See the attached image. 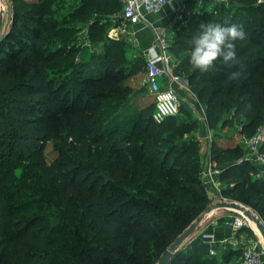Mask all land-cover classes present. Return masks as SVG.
Listing matches in <instances>:
<instances>
[{"label":"trees","instance_id":"obj_1","mask_svg":"<svg viewBox=\"0 0 264 264\" xmlns=\"http://www.w3.org/2000/svg\"><path fill=\"white\" fill-rule=\"evenodd\" d=\"M208 1L176 23L172 71L205 106L208 128L249 137L264 125V0L206 8ZM3 3L11 20L0 39V264H157L219 197L248 205L264 222V171L241 160L240 145L210 143L209 159L222 169L217 192L200 178L199 119L187 105L153 121L154 102L151 110L146 87L135 86L145 55L109 35L125 25L124 0ZM225 22L247 35L236 60L193 69L189 41L202 23ZM230 72L241 76L229 81ZM39 185L55 194L45 198ZM239 232L252 235L249 227ZM213 248L193 237L168 264H231L241 254Z\"/></svg>","mask_w":264,"mask_h":264},{"label":"built area","instance_id":"obj_2","mask_svg":"<svg viewBox=\"0 0 264 264\" xmlns=\"http://www.w3.org/2000/svg\"><path fill=\"white\" fill-rule=\"evenodd\" d=\"M202 3L205 0H197ZM173 7L162 5L160 0H124L123 8L120 12L122 23L136 24L145 19L146 14H158L164 8L168 7L174 13L177 21L184 20L190 9L182 4H176L173 0ZM4 9V8H3ZM119 28V27H118ZM125 30V29H124ZM122 29L121 31L124 32ZM169 42L167 39L156 35L152 46L149 48L146 61L145 73L142 79L143 85L146 87L149 95L154 97V110L152 119L155 123L160 124L167 118L175 116L179 113L181 107V96L174 89L173 84L177 83L178 77L173 73L168 53ZM158 46L160 51L157 52L155 47ZM168 76L169 83L167 86L161 85L162 78ZM180 86L187 88V81L178 82ZM187 107L192 114H195L199 120L206 121V115L201 105L193 101L187 103ZM264 140V125L259 127L255 134L245 138V142L249 148V155L243 160L252 161L255 165L264 171V152L260 151V145ZM242 160V159H241ZM221 168L207 160L204 174L208 175L210 184L219 190L220 183L214 177H218ZM208 183V182H207ZM208 185V184H207ZM219 192V191H218ZM224 200V197H221ZM227 201V200H226ZM231 210V209H230ZM227 219L222 224L229 228L233 234H236L242 227H249L252 230V238L246 241H234L233 246L241 248V254L235 264H262L264 262V242L259 234L251 226L250 220L241 212L237 214H225ZM213 224L218 225V221L214 220ZM199 237L206 240L210 246V253L214 254L213 248L214 234L210 232H201ZM226 240V239H225ZM226 242V241H224Z\"/></svg>","mask_w":264,"mask_h":264},{"label":"crops","instance_id":"obj_3","mask_svg":"<svg viewBox=\"0 0 264 264\" xmlns=\"http://www.w3.org/2000/svg\"><path fill=\"white\" fill-rule=\"evenodd\" d=\"M197 2V0H194L193 2H190L189 0H175L176 4L185 5L190 10L197 9L199 7H197L196 5ZM3 8L5 10L6 6L4 5L3 0H0V12ZM177 22L178 21L175 19L174 13L171 12L168 7H166L158 14H146L145 19L141 20L136 24H126L123 27L112 28L109 32V35L111 34L110 36L113 38H117L119 35L123 36L133 45L134 48H136L146 57L149 48L152 46L153 41L155 40L156 35L163 37L164 39L170 40L174 34ZM122 29H125L124 32L121 31ZM155 50L159 52L160 48L156 46ZM169 58L172 68V65L175 64V58L171 54H169ZM177 77L179 80L178 82H181L183 84V81H185V79L180 76ZM178 82L173 84L174 89L176 90L178 95L184 97L185 102L190 99V101H193V94L191 93L189 86H187V88H184L180 86ZM168 83V76L163 77L161 85L167 86ZM199 129H201V133L203 134V136H206V134L203 132L204 127H202V124H199ZM207 148L208 149L206 151L203 150V163L205 162V164L206 160L209 159L210 155V147ZM217 178L218 177H214L215 180H217ZM213 218L214 217L209 219L208 224L212 222ZM209 231H212L214 233V244L221 246L222 244H224L226 247L231 248V250H238V246L234 248L232 242L242 241L246 238V240H248L250 238L246 232H239L238 234H233L231 233L229 228L222 225L214 226ZM234 262H236V259H233L231 261L232 264H234ZM262 264H264V262Z\"/></svg>","mask_w":264,"mask_h":264},{"label":"rangeland","instance_id":"obj_4","mask_svg":"<svg viewBox=\"0 0 264 264\" xmlns=\"http://www.w3.org/2000/svg\"><path fill=\"white\" fill-rule=\"evenodd\" d=\"M216 1H218V0H209L207 3L208 4H210V5H207V6H209V7H206V8H211L215 3H216ZM220 1V0H219ZM218 3V2H217ZM198 4H200L199 2H197L196 3V5H197V10L198 9H200L203 5H198ZM79 34H80V36H81V34H83L84 35V30H82L81 32H79ZM111 35V34H110ZM115 38V37H114ZM175 61H176V59H174ZM174 66L175 65H172V68H174ZM175 74V73H174ZM140 75V74H139ZM142 79H143V75L142 76H140V79H139V82H138V84H135V86H143L144 87V85H143V83H142ZM144 91H146V92H143V95H144V103L145 104H150V109L152 110V107L153 106H151L152 105V103H153V101H154V97L153 96H151V95H149L148 94V92H147V90L144 88ZM192 98V97H191ZM193 99H194V96H193ZM191 100V99H190ZM190 100H188V101H186L185 102V98L184 97H182L181 96V107H182V105L183 104H186L187 105V103L190 101ZM203 109H204V105H202L201 106ZM181 112H184V110L183 109H181L180 110ZM181 112H179V114L177 115V116H179V115H182V113ZM184 115V114H183ZM201 121V122H200ZM60 122V123H59ZM59 124H63V118H61L60 120H59ZM198 122H199V124H202V127H204V133L206 134V136H203V134L201 133V129H197L196 131H195V133L194 134H196L197 135V137H198V140L200 141V143H201V145H202V149L204 150V151H206L208 148L207 147H209L210 146V143L212 142V140H216L220 145H223L224 146V148H226V147H231V146H236V145H240V147L242 148V157H241V159L243 160L245 157H247L248 155H249V148H248V146H247V144H246V142H245V138H247V137H245V136H240L238 133H236V132H233V130H231L230 128L228 129V128H224L223 130H221L220 132H218L217 133V130L215 131L213 128L211 129V128H208L207 127V122L205 121V120H198ZM85 142V141H84ZM207 153V152H206ZM211 161V160H210ZM211 163H214L213 161H211ZM206 164H207V160H206ZM205 162L202 164V166H201V170H200V178H201V180H202V182L206 185V186H209V187H211V188H213V190H215V191H219L220 190V187H219V190L217 189L216 190V187L214 186V185H211L210 183V180H209V178H208V175L207 174H204V169H205ZM258 167V166H257ZM259 168V167H258ZM11 172H13V174L16 176V177H18V176H20V173H21V168H20V166H15L14 167V169L11 171ZM217 180H218V182H219V179L217 178ZM208 182V183H207ZM220 183V182H219ZM208 184V185H207ZM210 188V189H211ZM36 189H37V191H40V193H41V195H43L45 198H48L49 196H52V195H54L55 194V191H54V188H51V187H46V186H42V185H39V186H37L36 187ZM219 200H222V198H217V199H215L214 201H213V203H216L217 201H219ZM224 200H227V201H236V200H232V199H227V198H225ZM237 202H240V201H237ZM241 204H243V205H245L247 208H249L253 213H255L254 212V210L252 209V208H250L248 205H246V204H244V203H242V202H240ZM212 212H213V214H212ZM239 211H236V210H230V209H226V208H216V209H213V210H211L209 213H207L205 216H204V218H203V220L198 224V226L196 227V229H195V231L182 243V246H184L185 244H188V242H189V240L191 239V238H193V237H196V236H198L201 232H210V233H213L212 231H209L212 227H214L215 225L213 224V221L214 220H217L218 221V225H222L224 222H225V220L227 219L226 217H224V216H226L225 214H237ZM212 215H211V214ZM256 214V213H255ZM212 217H214L213 218V220H212V222L210 223V224H208V221H209V219L210 218H212ZM251 223V226L255 229V231L257 232V234H259V232L257 231V229H256V227H255V225H254V223L252 222V221H250ZM217 225V226H218ZM223 226V225H222ZM231 231V230H230ZM231 233H233L232 231H231ZM214 234V233H213ZM259 236H260V234H259ZM250 238H252V235L250 236ZM249 238V239H250ZM261 238V237H260ZM247 239V238H246ZM246 239H244V240H242V241H245ZM248 239V240H249ZM262 239V238H261ZM239 240V239H238ZM263 240V239H262ZM264 242V241H263ZM213 245H214V243H213ZM210 247H212V246H210ZM234 248H235V246H234ZM238 250H239V253H240V251H241V248L238 246ZM239 258V257H238ZM237 260V259H236ZM236 262H234V264H235ZM232 264V263H231Z\"/></svg>","mask_w":264,"mask_h":264},{"label":"clouds","instance_id":"obj_5","mask_svg":"<svg viewBox=\"0 0 264 264\" xmlns=\"http://www.w3.org/2000/svg\"><path fill=\"white\" fill-rule=\"evenodd\" d=\"M162 5L173 7V0H160ZM247 35L242 25L235 23H202L200 31L189 41L191 45L190 60L193 69L206 73L213 69L217 60L225 64L235 61L237 42L246 41ZM241 76L240 72H230L227 80L233 81Z\"/></svg>","mask_w":264,"mask_h":264},{"label":"water","instance_id":"obj_6","mask_svg":"<svg viewBox=\"0 0 264 264\" xmlns=\"http://www.w3.org/2000/svg\"><path fill=\"white\" fill-rule=\"evenodd\" d=\"M11 20V9L6 6L0 12V39L3 37V30L8 26ZM216 208H226L236 210L243 213L250 221H252L264 241V222L255 213H253L245 205L237 201L219 200L206 207V209L182 232L180 233L171 244L166 247L158 258L157 264H168L175 251L182 245V243L195 231L198 224L203 220L204 216L211 210Z\"/></svg>","mask_w":264,"mask_h":264}]
</instances>
